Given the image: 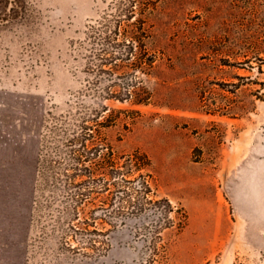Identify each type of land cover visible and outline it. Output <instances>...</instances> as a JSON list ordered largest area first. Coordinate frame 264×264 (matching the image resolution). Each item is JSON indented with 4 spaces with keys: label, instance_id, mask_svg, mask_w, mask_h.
I'll use <instances>...</instances> for the list:
<instances>
[{
    "label": "rangeland",
    "instance_id": "obj_1",
    "mask_svg": "<svg viewBox=\"0 0 264 264\" xmlns=\"http://www.w3.org/2000/svg\"><path fill=\"white\" fill-rule=\"evenodd\" d=\"M116 1L0 0V264H149L151 212L97 226L107 246L88 256L66 232L61 150L83 118L184 210L159 264H264V0H155L152 67L95 76L88 27ZM112 84L133 97L105 99Z\"/></svg>",
    "mask_w": 264,
    "mask_h": 264
},
{
    "label": "trees",
    "instance_id": "obj_2",
    "mask_svg": "<svg viewBox=\"0 0 264 264\" xmlns=\"http://www.w3.org/2000/svg\"><path fill=\"white\" fill-rule=\"evenodd\" d=\"M154 4L155 0H117L111 12L88 27V59L95 76L115 77L129 70L144 73L152 67L154 59L146 45L149 38L146 26ZM116 87L108 86L102 91L103 97L120 102L133 97L134 92L128 88L121 93ZM134 101L143 104L146 100ZM88 122L83 118L61 150V204L62 210H69L66 232L86 239L89 246L84 254L88 256L107 246L98 240L105 232L97 226L113 227L124 216L151 212L155 219L144 222L140 232L146 235L149 264H159L165 253L162 232L173 227L169 217L180 216L181 223L174 227L179 233L187 216L181 208L174 209L168 200L151 196V163L145 154L139 151L117 154L101 135L104 122Z\"/></svg>",
    "mask_w": 264,
    "mask_h": 264
}]
</instances>
